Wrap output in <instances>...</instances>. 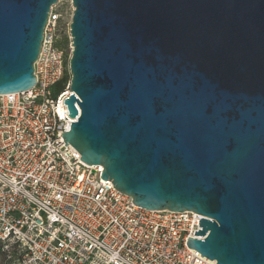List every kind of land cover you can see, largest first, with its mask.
<instances>
[{"label":"water","instance_id":"95a60500","mask_svg":"<svg viewBox=\"0 0 264 264\" xmlns=\"http://www.w3.org/2000/svg\"><path fill=\"white\" fill-rule=\"evenodd\" d=\"M57 1L0 0V96L35 85ZM72 5L65 146L135 206L202 216V257L264 264V0Z\"/></svg>","mask_w":264,"mask_h":264},{"label":"built area","instance_id":"2783aa9c","mask_svg":"<svg viewBox=\"0 0 264 264\" xmlns=\"http://www.w3.org/2000/svg\"><path fill=\"white\" fill-rule=\"evenodd\" d=\"M72 0L50 7L35 85L0 96V255L3 264H215L187 247L194 212L149 211L65 146ZM60 85V87H57ZM73 94V93H72ZM201 239V238H197Z\"/></svg>","mask_w":264,"mask_h":264},{"label":"trees","instance_id":"16d2710c","mask_svg":"<svg viewBox=\"0 0 264 264\" xmlns=\"http://www.w3.org/2000/svg\"><path fill=\"white\" fill-rule=\"evenodd\" d=\"M57 87H60V85H58ZM3 262H4V257L0 255V264H3Z\"/></svg>","mask_w":264,"mask_h":264}]
</instances>
